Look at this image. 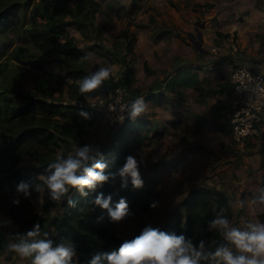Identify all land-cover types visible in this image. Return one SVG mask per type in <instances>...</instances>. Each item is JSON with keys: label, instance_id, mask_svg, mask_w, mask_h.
Wrapping results in <instances>:
<instances>
[{"label": "rangeland", "instance_id": "1", "mask_svg": "<svg viewBox=\"0 0 264 264\" xmlns=\"http://www.w3.org/2000/svg\"><path fill=\"white\" fill-rule=\"evenodd\" d=\"M96 1L102 5V12L96 17V25L103 38L99 39L97 33L90 28L81 31L76 27H70L68 30L82 51L94 54L89 60L92 71L100 67L114 66L110 78H113L115 83L120 80L124 72L116 58L117 56L120 59L126 54V42L121 35L124 32L133 35L136 56L134 88L141 90L139 97L145 99L147 108L136 121L127 119L111 125L100 121L99 116V122L91 129L87 137V145L94 149L98 148L103 153V157L106 156V150L112 147V150L117 149L119 152L131 151V154L138 160L142 157L145 164H141L139 170L144 187L134 188L130 177L127 188L122 187L123 179L118 172L125 163L119 166L117 161H105L104 163L108 166L105 172L116 190L112 206L114 207L121 198H126L129 210L134 215L115 224L110 222L107 211L97 206L95 202L86 204L89 200L84 199L81 206L84 205L85 220L93 223L95 221V224L105 226L119 236L129 237L145 226L158 227L164 224L171 214L179 209L184 201L181 194L187 186L181 182L184 178H182L179 167H232V162L227 161V158L228 150L233 151V147L237 148L235 151L240 160L251 156L249 149L256 146L255 142L237 144L232 138L230 139L231 136L229 140L222 137L217 132L220 120H216L213 125L204 124V130L198 134V125H194L190 120L182 119L186 108L190 105L189 102L193 104L192 100L195 101L196 95L190 90L191 94L181 102L180 79H183L182 75H185V72L200 70L201 78L196 79L197 75L194 76L192 85L201 88L202 97L207 99V107L204 106L202 112L208 115L212 111L214 118L215 111L218 110L221 117L225 99L212 95L215 93L210 91L220 86L216 84L217 76L214 73L218 69L219 71L224 69L223 61H226L224 66L228 69H232L234 61H239L237 59L241 50L236 53L232 45L241 44L245 47L249 39L248 36L239 37L238 30L250 32L254 44L262 40L264 45V37L263 35L260 37L259 32L252 31L254 19H247L246 16L249 14L244 17V12H242L237 17V12L232 11L230 13H233L235 18L229 16L230 13L225 18H221V13H217L218 0ZM223 3L221 0V5ZM221 29H224L223 33H230V36L219 38L220 45L216 48H222V50L217 49L215 52L214 39H216V32ZM198 32L202 34V47L206 54L198 52L193 44L192 37L198 40ZM14 43L16 44L15 39ZM256 47L259 46H254ZM258 49L260 54H264V48ZM130 58L128 56V59ZM145 62L148 63V70L144 68ZM47 69L49 72L66 77V68L61 64H49ZM66 81L72 82L71 79H66ZM22 84L28 90H33L35 87L31 79ZM128 95L131 98L137 96L130 93ZM69 96L66 87L60 88L57 92L58 99L63 103L69 101ZM151 97L155 98L151 99ZM137 121L141 122L140 126L135 124ZM227 133L229 135V131ZM78 147L70 145L66 152L64 149L60 150L59 155L66 158ZM235 165V167H240L241 164L236 160ZM255 185L261 192L264 190V171L255 178ZM97 187L93 190L95 196L92 200L100 194L107 198L104 193L96 192L99 189L98 185ZM74 189L69 188L65 196L72 198L75 193ZM192 189L196 190V187L193 186ZM259 200L255 205L253 202L250 205L246 203L245 207L240 205L243 217L241 218L239 211L236 216L234 213L235 218L231 226L246 231L249 222L264 223V204H261ZM53 202L50 207L51 215L53 217L61 215L63 198ZM152 202L157 203L154 209L149 207ZM43 204L42 195L35 201L37 210H42ZM1 221L3 223L1 233L7 240L11 236L10 232L15 230V226L7 219H1ZM231 251L234 256L240 254L235 246ZM21 264H31V260L24 258ZM219 264H225V262L221 261Z\"/></svg>", "mask_w": 264, "mask_h": 264}, {"label": "trees", "instance_id": "2", "mask_svg": "<svg viewBox=\"0 0 264 264\" xmlns=\"http://www.w3.org/2000/svg\"><path fill=\"white\" fill-rule=\"evenodd\" d=\"M101 12L102 5L96 0L0 2V214L11 217L19 235L26 236L27 231L39 223V238L51 239L53 246L71 241L77 252L73 264H87L95 254L117 249L124 240L132 239L141 231L122 237L105 226L85 220L84 205L81 206V202L84 199L89 200L86 204L94 202L93 190L85 189L82 194L74 189L72 198L64 195L63 213L55 217L50 213L53 200L46 185L42 192L35 191L37 184L43 185L37 177L49 174L47 166L56 159L60 150L66 152L70 145H87V137L99 122L100 116L97 109L90 107V101L101 94L113 92L117 87L127 91V98H131L128 93L137 95L132 98H138L141 94L140 89L134 88L135 37L128 32L121 35L126 42V54L120 59L116 56L124 71L120 80L115 83L113 78H109L94 93L86 94L93 97L89 101H85L79 93L77 82L94 71L90 69L89 61L79 63V58L85 52L79 48L68 29L76 27L82 31L90 28L102 39L96 25V17ZM229 36L216 33L215 47L220 45L219 38ZM128 56L131 58L128 59ZM52 63L65 66L66 77L49 72L47 66ZM144 68L148 70L147 62ZM194 76L192 72H185L187 85L194 87ZM28 79L35 85L33 90L26 89L22 84ZM63 87L67 88L70 95L67 103L57 97V92ZM228 87L227 96L230 93L229 84ZM81 110L87 112L91 120L79 116ZM135 124L140 126L141 122ZM112 149L106 150L103 162L117 161L120 166L126 162L127 156L132 155L131 151ZM21 181L31 185L30 196L17 192V185ZM98 186L96 192L111 196L112 200L116 196L112 180L108 179ZM42 195L44 207L37 210L35 201ZM15 199L20 201L19 206L13 204ZM69 200L73 201L74 207L69 206ZM217 215H223L231 224L234 209L230 199L217 189L199 188L192 191L179 209L158 228L169 234H183L192 240L197 250L199 242L203 240L204 256L207 257L208 253H214L219 247L230 250L234 247L219 230H210L209 225ZM2 227L3 223L0 222V254L7 252V240L1 233ZM16 241L19 242L18 239ZM199 264H213V261L211 258H202Z\"/></svg>", "mask_w": 264, "mask_h": 264}, {"label": "clouds", "instance_id": "3", "mask_svg": "<svg viewBox=\"0 0 264 264\" xmlns=\"http://www.w3.org/2000/svg\"><path fill=\"white\" fill-rule=\"evenodd\" d=\"M93 53H85L79 58V63L89 61ZM114 66L100 67L96 71L86 75L79 80L78 88L85 101L93 99L86 95L94 93L112 75ZM147 105L143 97L132 100L124 111L132 121L145 112ZM78 115L85 120H91V116L81 110ZM124 117H119L120 122ZM101 157V159H97ZM103 153L98 148L90 145L80 146L74 153H69L65 158L57 155L56 159L47 166L48 175H40L38 180L43 185L37 184L36 192H42L44 185L53 201H60L66 195L69 188H75L82 194L85 189L94 190L98 184H104L109 177L105 175L108 167L102 160ZM145 164L142 157L138 160L135 156L126 157V162L118 174L123 179L122 187L127 188L128 178L134 188L142 189L144 181L140 174V165ZM90 165V166H89ZM114 178V177H113ZM31 185L21 181L17 185V192L31 195ZM95 204L106 210L111 223L118 224L134 213L129 210V203L126 198H121L115 206H112V197L105 198L102 194L95 198ZM264 204V190L261 192L260 200ZM69 206L74 207L72 200ZM15 206L20 205L18 199L13 200ZM150 208H156L157 203L149 204ZM210 230H219L220 234L240 253L233 255L227 247H219L214 253L204 256L205 243L199 242V250L191 239L183 234H169L158 227L145 226L139 235L130 240H124L117 249L110 252L95 254L87 264H199L202 258H211L213 264H219L222 260L225 264H264V223L249 222L246 231L231 226L229 220L223 215H217L209 225ZM47 237V233L44 234ZM41 225L36 223L34 229L27 231L25 235L17 234L18 243L10 242L6 250L16 253L21 258H31V264H73V258L77 252L71 241L61 242L53 246L51 239H41Z\"/></svg>", "mask_w": 264, "mask_h": 264}, {"label": "crops", "instance_id": "4", "mask_svg": "<svg viewBox=\"0 0 264 264\" xmlns=\"http://www.w3.org/2000/svg\"><path fill=\"white\" fill-rule=\"evenodd\" d=\"M222 1L224 2L222 5H221V0L217 1V13L218 14L221 13L220 15L221 18H225L232 11L237 12V17L240 16L242 12H244V17L247 14H249L248 16H246V18L254 19L252 25V31L259 32L260 37H262V35L264 37V0H222ZM225 4L226 6H224ZM229 16L233 18L236 17L233 13H230ZM223 31L224 29H221L218 30L216 33L218 32L223 33ZM249 33L250 32L238 30V36L239 37L248 36L249 42L246 44L245 47H243L241 44H239V46L232 45V47L235 48L234 51H237L236 53H238L241 50V54L238 55V59H237L240 61V63L242 62L251 69L260 72L264 75V54H260L258 49V48L261 49L264 48V45L262 43V40H259L260 41L259 43L254 44ZM223 34H230V33L224 32ZM254 46H259V47L254 48ZM219 49L220 51L222 50V48ZM255 51L257 52L254 53ZM230 53H232V51ZM224 62L226 63V61H223L224 69H221V71H219L218 69L214 73L217 76V78H215L216 84L220 86L216 85L217 86L216 89L210 90L212 93H215L212 95L219 96L225 99L224 108L221 111V114H223V116L221 115L220 117L218 110L215 111L214 118L212 116V111H210L208 115H206V112L205 113L202 112L204 106L207 107V99L202 97V93H200L201 88H199L198 86L194 88L186 84L188 80L187 81L185 80L186 78L185 75H182L183 79L182 78L180 79V82L182 84L181 86L182 90L180 91V97H181L180 101L181 102L185 101L188 98V95L191 94L190 93L191 90V92H193V94L196 95V99L195 101L192 100L193 104L189 102L190 105L189 107L186 108L185 114L182 117V119L190 120L194 125H198V129H199L198 134H201L202 131L204 130V124L207 123L209 125H213L216 120H220L221 123L217 125L218 127L217 132L222 137L227 138V140H229L230 133L229 135L227 133L229 130L224 121L223 111L228 103V96H227L228 88H229L228 81L232 69L226 68L224 66ZM191 72L192 74H195V76L197 75L196 79L201 78L200 75L202 74V72L200 70H195ZM172 78L173 76L171 77V79ZM221 90L223 91L221 92ZM261 127H262L261 136L258 139L251 141V142H255L256 144L255 147L249 149L251 156L240 160L239 157L236 155L235 150L237 148L233 147V151L228 150L229 156L227 158V161L232 162L231 165L232 167H179L180 172L182 173V178H184L181 182L187 185L185 186V190L181 194V198H183V200L186 199L190 195V193L194 191L193 189L195 188L191 190L193 186H195L196 189L199 188L217 189L219 191L224 192L229 197L234 209L235 216L238 214L239 211V214H241V218H242L243 211L241 210L242 208L240 205H243V207H245L246 203L250 205V203L252 204V202L255 205L256 201L260 199L261 196L260 195L261 191L259 187L255 185V178L261 172L264 171V119ZM236 160H238V163L241 164L240 167H235ZM249 169H251V171H249ZM252 212H254V210H252ZM1 219H5V220L7 219L8 221L13 222L10 216L2 213L0 214V222H2ZM14 226H15V230L12 231L11 236L7 238V244H9L10 242L17 243L16 232L18 229L16 225ZM22 259L24 258L19 257L14 252L7 251L5 253L0 254V260H1L0 264H13L14 262H15L14 264H21ZM29 259L31 260V258Z\"/></svg>", "mask_w": 264, "mask_h": 264}, {"label": "built area", "instance_id": "5", "mask_svg": "<svg viewBox=\"0 0 264 264\" xmlns=\"http://www.w3.org/2000/svg\"><path fill=\"white\" fill-rule=\"evenodd\" d=\"M217 49L215 47L214 51ZM228 83L230 93L223 113L231 138L237 144L258 139L264 119V75L235 61ZM134 99L127 98L126 90L117 87L113 92L94 99L90 107L98 110L100 121L112 125L120 122L121 116L124 121L129 119L124 108Z\"/></svg>", "mask_w": 264, "mask_h": 264}, {"label": "water", "instance_id": "6", "mask_svg": "<svg viewBox=\"0 0 264 264\" xmlns=\"http://www.w3.org/2000/svg\"><path fill=\"white\" fill-rule=\"evenodd\" d=\"M197 39L198 40H195V38L192 37V41H193V44H194L196 50L198 52H201V53H205L206 54V51L202 47L203 46V38H202V34L200 32H198Z\"/></svg>", "mask_w": 264, "mask_h": 264}, {"label": "bare ground", "instance_id": "7", "mask_svg": "<svg viewBox=\"0 0 264 264\" xmlns=\"http://www.w3.org/2000/svg\"><path fill=\"white\" fill-rule=\"evenodd\" d=\"M43 197H44V196H43ZM53 203H54V202H53ZM168 216H169V215H168ZM99 219H100V218H99ZM96 220H97V219H96ZM99 221H100V220H99ZM164 221H165V220H164ZM94 223H95V221H94ZM99 224H100V223H99ZM10 233H11V232H10ZM16 239H17V238H16ZM12 254H13V253H12ZM9 257H10V256H9ZM9 257H8V258H9ZM14 261H15V260H14ZM14 263H15V262H14ZM14 263H13V264H14Z\"/></svg>", "mask_w": 264, "mask_h": 264}]
</instances>
